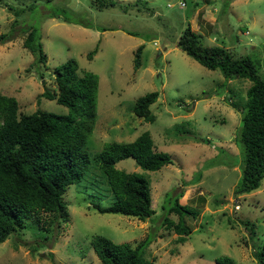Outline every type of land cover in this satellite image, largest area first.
<instances>
[{
  "label": "rangeland",
  "instance_id": "obj_1",
  "mask_svg": "<svg viewBox=\"0 0 264 264\" xmlns=\"http://www.w3.org/2000/svg\"><path fill=\"white\" fill-rule=\"evenodd\" d=\"M115 1L98 8L93 0H0V92L16 97L19 112L66 113V105L42 95L56 89L54 67L73 57L79 74L94 72L96 119L84 148L93 156L107 142L130 141L148 130L154 149L167 152L171 162L147 169L127 156L115 166L145 176L153 214L140 219L99 211L95 204L109 205L113 195L92 160L80 180L66 187L65 214L40 212L27 219L26 227L0 241V264H103L91 244L96 233L132 245L147 237L144 256L153 264H216L223 254L236 264H259L251 251L264 243V177L256 189L234 192L243 150L236 138L241 109L232 103L243 106L251 82L225 80L176 40L190 23L203 43L249 55L264 75V0ZM30 25L40 35L46 64L31 65L34 56L23 46ZM2 33L8 34L5 40ZM139 44L141 64L135 69ZM151 90L158 96L150 105L154 120L147 121L132 107ZM174 195L197 211L183 217L191 229L184 242L162 224L164 215L178 220L166 209ZM242 220L255 224L252 239Z\"/></svg>",
  "mask_w": 264,
  "mask_h": 264
},
{
  "label": "trees",
  "instance_id": "obj_2",
  "mask_svg": "<svg viewBox=\"0 0 264 264\" xmlns=\"http://www.w3.org/2000/svg\"><path fill=\"white\" fill-rule=\"evenodd\" d=\"M116 2L93 0L98 8L113 6ZM119 6L127 10L126 4L119 3ZM1 37L5 40L8 34L2 33ZM176 44L207 68H218L225 80L238 77L250 80L243 106L239 108L232 103L241 109L236 138L243 150L241 180L234 192L241 194L256 189L264 177V75L249 55L235 56L221 44L203 43L201 34L193 30L190 23L184 27ZM23 46L34 56L31 65L46 64L47 54L35 27L30 25L25 29ZM142 48L143 44H139L135 49V69L141 64ZM88 55L91 57V52ZM77 70L78 62L73 57L56 65L52 71L56 89L42 92L43 96L66 105V113L41 108L19 112L16 97L0 92V241L26 227L27 219L40 212L51 213L54 218L62 217L67 210L63 199L66 187L80 180L92 160L103 170L113 195V202L109 205L95 204L99 211L119 212L140 219L153 214L145 176L119 169L115 163L131 156L140 166L156 169L171 162L169 154L154 149L150 132L144 130L130 141L107 142L91 156L84 146L96 119L98 77L90 70L81 74ZM157 96V90L138 96L133 112L147 121L154 120L150 105ZM166 209L177 213L178 220L164 215L162 224L173 228L177 233L176 241L184 242L191 229L183 217L185 214L195 215L196 209L180 203L178 195L171 198ZM242 222L252 239L256 233L255 224L250 220ZM148 243L147 237L135 245L127 241L115 242L100 233L91 238L103 264H153L144 256ZM251 254L259 264H264V243L256 247L253 244ZM215 261L216 264H236L226 254L217 256Z\"/></svg>",
  "mask_w": 264,
  "mask_h": 264
},
{
  "label": "built area",
  "instance_id": "obj_3",
  "mask_svg": "<svg viewBox=\"0 0 264 264\" xmlns=\"http://www.w3.org/2000/svg\"><path fill=\"white\" fill-rule=\"evenodd\" d=\"M182 4H183V2H182Z\"/></svg>",
  "mask_w": 264,
  "mask_h": 264
}]
</instances>
